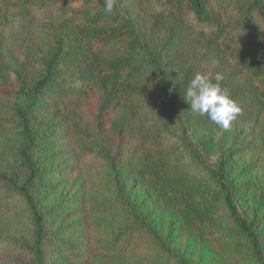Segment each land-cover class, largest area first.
I'll use <instances>...</instances> for the list:
<instances>
[{"label": "trees", "instance_id": "trees-1", "mask_svg": "<svg viewBox=\"0 0 264 264\" xmlns=\"http://www.w3.org/2000/svg\"><path fill=\"white\" fill-rule=\"evenodd\" d=\"M29 1L34 0H11L16 5ZM76 1L84 6L67 10L55 22L52 46L42 60L41 73L32 89L21 85L20 93L26 101L0 113V134L25 141L19 155L29 176L18 193L32 214L31 252L36 264H44L45 228L29 188L37 181L45 183L56 177L80 175L96 165L113 171L115 161L103 141L107 134L119 147L133 138L140 148L154 152L155 158L163 163L180 167L187 161L194 165L196 177L218 190L236 229L218 234L215 240L223 245L245 238L255 264H264L253 226L239 212L227 181L228 157L254 154L264 147V0H152L155 23L165 26L168 32L166 52L177 43L197 45L201 60L216 61L218 70L228 74L221 84L230 91L240 111L262 120V135L229 152L226 159L221 158L213 167L205 163L190 137L187 116L192 110L185 98L189 79L185 78L182 84L173 82L167 61L163 60L166 52L143 40L119 0L110 14L104 11L105 0ZM0 19L9 22L5 13H0ZM1 71L4 68L0 64V85L7 83ZM12 73L23 82L19 71ZM71 99L93 106L90 125L81 122L77 112L66 109L53 121L46 116L38 117L37 129H31L32 112L39 116L42 109ZM37 140L64 142V169L55 168L52 172L34 167L29 151L35 148ZM0 180L6 178L0 176ZM6 195L0 192V212L9 207ZM124 199L121 196L116 202L95 203L81 221L64 226L67 232L59 236L69 238L58 237L57 257L63 259L65 250L70 248L77 260L87 255L89 248L106 255L140 257L149 264H172L174 258L162 239ZM114 213L122 214V222L115 226L101 219ZM99 218L98 223L92 224L91 219ZM75 230L85 232V237L76 243L72 241ZM143 236L150 241L146 242ZM229 253L236 257L235 250ZM175 264L188 263L179 259Z\"/></svg>", "mask_w": 264, "mask_h": 264}, {"label": "rangeland", "instance_id": "rangeland-1", "mask_svg": "<svg viewBox=\"0 0 264 264\" xmlns=\"http://www.w3.org/2000/svg\"><path fill=\"white\" fill-rule=\"evenodd\" d=\"M119 1L143 40L166 52L168 32L165 26L155 23L152 0ZM0 2V13H5L9 19V22L0 19V64L4 68L1 74L7 78V83L0 85L1 113L26 101L20 87L23 85L31 90L41 73L42 60L52 46L55 22L67 10L82 8L84 3L76 0H34L20 5L11 0ZM196 46L177 43L164 53L163 60L167 61L173 82L182 84L185 78L191 81L198 73L214 77L219 71L224 78L228 76L225 71L218 70L216 61L201 60ZM14 71L21 73L23 82L13 75ZM92 108L77 99L54 104L53 108L42 109L39 116L33 112L29 115L31 129H37L38 117L46 116L53 121L66 109L74 110L81 122L90 125ZM187 117L190 137L210 167L216 166L221 158L226 159L229 152L262 135V120L243 110L227 130L193 111H189ZM103 141L115 161L113 171L96 165L80 175L56 177L45 183L37 181L29 188L35 209L43 216L44 264H149L140 257L106 255L89 248L87 255L77 260L73 259L70 248L65 250L63 259L55 253L60 248L58 237H65L59 234L67 232L64 226L81 221L95 203L116 202L121 196L136 215L153 227L174 258L172 264L179 259L188 264H255L245 238L223 245L215 240L218 234L236 229L221 203L218 190L196 177L194 165L186 161L184 166L178 167L158 161L154 152L140 148L133 138L120 147L108 134ZM24 143V139L0 134V176L6 178L0 180V192L7 194L9 202L8 209L0 212V264H36L31 252L34 245L32 214L18 193L29 176L19 155ZM63 148L64 142L37 140L29 156L37 170L53 172L66 165ZM227 181L233 189L239 212L253 226L264 257V147L254 154L228 157ZM101 219L115 226L122 222V214H109ZM98 220L100 218L91 219V222L96 224ZM72 236L74 243L80 242L85 232L75 230ZM145 237L149 242L148 236L142 238ZM70 245L72 248L73 244ZM230 250L236 251V257L229 256Z\"/></svg>", "mask_w": 264, "mask_h": 264}, {"label": "clouds", "instance_id": "clouds-1", "mask_svg": "<svg viewBox=\"0 0 264 264\" xmlns=\"http://www.w3.org/2000/svg\"><path fill=\"white\" fill-rule=\"evenodd\" d=\"M117 0H105L104 11L112 13ZM224 77L216 73L214 78L207 74H196L187 84L185 98L191 110L227 130L240 113V108L232 98L230 91L223 87Z\"/></svg>", "mask_w": 264, "mask_h": 264}]
</instances>
